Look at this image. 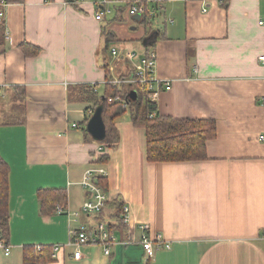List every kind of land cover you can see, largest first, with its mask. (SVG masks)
<instances>
[{
  "label": "crops",
  "instance_id": "1",
  "mask_svg": "<svg viewBox=\"0 0 264 264\" xmlns=\"http://www.w3.org/2000/svg\"><path fill=\"white\" fill-rule=\"evenodd\" d=\"M10 1L0 18V155L10 173V255L0 247V264H24L25 247L40 257L37 246L51 247L46 264H264V0H149L151 36L128 0H110L103 21L95 19L90 0L78 6ZM108 32L109 49L156 52L161 116L216 121L206 159L150 163L146 131L129 114L115 122L117 147L103 148L88 135L91 97L108 79ZM135 64L127 59L118 74L126 76ZM101 156L109 161L99 163ZM90 168L106 172L108 200L97 215L82 212ZM41 189L66 193L64 213L57 206L53 215L41 214ZM99 222L119 246L106 255L88 244L75 260L66 247L70 231ZM142 224L165 240L151 259L140 242ZM56 245L63 248L54 258Z\"/></svg>",
  "mask_w": 264,
  "mask_h": 264
},
{
  "label": "trees",
  "instance_id": "2",
  "mask_svg": "<svg viewBox=\"0 0 264 264\" xmlns=\"http://www.w3.org/2000/svg\"><path fill=\"white\" fill-rule=\"evenodd\" d=\"M143 24L147 29L148 36H151L153 33L152 24L146 15L143 16ZM111 36L110 33L105 34L106 51L109 50V44L113 41ZM37 53L38 49H34L28 55ZM103 68L106 69L107 80H109L111 76L107 62ZM13 89L19 90L17 87ZM133 91L136 92L135 99L131 97ZM150 93L151 91L146 87L139 85L124 86L118 89L114 85L106 83L102 92L93 94L91 100L94 111L100 107L103 109V119L106 125V137L99 141L103 148L117 147L119 135L115 128V122L129 114L134 126L144 128L146 131L147 159L150 163L196 162L206 159L207 144L217 137L216 121L212 119L176 120L161 116L158 113L157 102L149 99ZM116 98H119L120 102L112 103L111 101ZM124 103L127 104V108L123 107ZM108 161L109 156H101L98 162L105 164ZM9 174V166L0 155V232L5 245L10 237ZM96 183L106 192L107 179L105 177H98ZM38 198L40 212L43 216L53 215L57 206L62 207V210L67 208V195L64 191L41 189L38 191ZM24 255V264H46L51 261V247L43 246L40 257H37L34 247H25Z\"/></svg>",
  "mask_w": 264,
  "mask_h": 264
},
{
  "label": "built area",
  "instance_id": "3",
  "mask_svg": "<svg viewBox=\"0 0 264 264\" xmlns=\"http://www.w3.org/2000/svg\"><path fill=\"white\" fill-rule=\"evenodd\" d=\"M86 0H68V4L72 6H78L85 2ZM96 6L95 19L98 21H103L107 15L111 14L109 9L110 0H90ZM129 12L132 15H138L143 17L148 14L149 0H128ZM11 5L10 0H0V18H4L6 13V8ZM150 14L154 16V12L150 11ZM259 25L264 28V21H260ZM110 60L108 63V70L110 72L111 78L107 80V83L114 85L118 89L126 86L131 87L139 85L141 87H146L147 90L151 91L149 99L153 102H157L160 90L157 86L161 83L157 80L156 64L157 56L156 52L151 51H135L128 50L127 47H122L119 45H114L109 49ZM127 59L136 60L134 68L124 77L118 74L119 67ZM259 61L264 66V54L259 57ZM172 82L167 80L163 81V89L171 90ZM120 102L119 98L111 101ZM124 108H127V104H123ZM73 128H77L76 124L72 125ZM264 141V137H262ZM106 176L104 168H90L86 171L82 185L89 192V196L82 206V212L89 215L100 214L107 203V195L105 191L96 183L98 177ZM65 210L59 209V213H64ZM69 216H77V213L71 214L67 212ZM122 217L125 224L130 223V210L128 206H124L122 211ZM142 231L140 242L144 248V251L149 259L153 258L156 251L164 248L165 240L162 235H157L154 238L151 237L150 227L148 224H142L139 226ZM100 245L104 248L106 255H110L112 246H119L116 243L114 236L109 230L108 226L104 222H99L95 228L89 229L81 226L78 229H72L70 231V240L66 247H71L74 249L73 257L75 260H81L82 253L81 248L85 245ZM0 247L6 252V256L10 255V248L5 245L0 237ZM63 248L62 245H56L52 247L53 257ZM37 251L40 252L43 246H37Z\"/></svg>",
  "mask_w": 264,
  "mask_h": 264
},
{
  "label": "water",
  "instance_id": "4",
  "mask_svg": "<svg viewBox=\"0 0 264 264\" xmlns=\"http://www.w3.org/2000/svg\"><path fill=\"white\" fill-rule=\"evenodd\" d=\"M131 97L133 99L136 98V92L133 91L131 93ZM87 130L89 135L97 141H102L106 137V125L103 119V109L100 107L98 108L91 119L88 122ZM1 236V233H0Z\"/></svg>",
  "mask_w": 264,
  "mask_h": 264
},
{
  "label": "rangeland",
  "instance_id": "5",
  "mask_svg": "<svg viewBox=\"0 0 264 264\" xmlns=\"http://www.w3.org/2000/svg\"><path fill=\"white\" fill-rule=\"evenodd\" d=\"M129 16H130V14H129ZM145 26V25H144ZM108 33H111V32H108ZM96 143H98V144H101L99 141H97V140H94ZM102 145V144H101Z\"/></svg>",
  "mask_w": 264,
  "mask_h": 264
}]
</instances>
